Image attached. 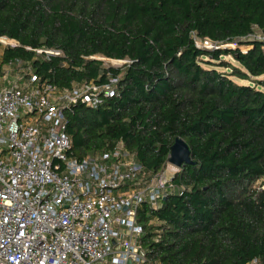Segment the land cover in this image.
<instances>
[{
	"label": "trees",
	"instance_id": "16d2710c",
	"mask_svg": "<svg viewBox=\"0 0 264 264\" xmlns=\"http://www.w3.org/2000/svg\"><path fill=\"white\" fill-rule=\"evenodd\" d=\"M256 28L264 0H0V37L19 43H0L2 63L31 61L61 89L119 77L98 108L66 109L71 157L123 141L158 174L176 138L189 145L193 163L174 175L177 192L138 211L150 264H264V43L248 39ZM197 38L227 45L201 48ZM96 55L127 62L107 67Z\"/></svg>",
	"mask_w": 264,
	"mask_h": 264
},
{
	"label": "built area",
	"instance_id": "2783aa9c",
	"mask_svg": "<svg viewBox=\"0 0 264 264\" xmlns=\"http://www.w3.org/2000/svg\"><path fill=\"white\" fill-rule=\"evenodd\" d=\"M248 39L264 43V30ZM0 43L19 45L8 37ZM196 43L227 45L209 38ZM118 83L110 75L61 89L42 81L31 61L2 63L0 55V264H150L138 211L159 209L177 192L173 177L180 168L167 162L168 171L151 174L123 141L81 160L68 154L66 109L78 102L98 108Z\"/></svg>",
	"mask_w": 264,
	"mask_h": 264
},
{
	"label": "water",
	"instance_id": "95a60500",
	"mask_svg": "<svg viewBox=\"0 0 264 264\" xmlns=\"http://www.w3.org/2000/svg\"><path fill=\"white\" fill-rule=\"evenodd\" d=\"M169 164L181 168L186 164L193 163L191 150L189 145L183 138H176L175 143L171 148L170 156L168 157ZM166 199V198H165Z\"/></svg>",
	"mask_w": 264,
	"mask_h": 264
},
{
	"label": "rangeland",
	"instance_id": "374dc122",
	"mask_svg": "<svg viewBox=\"0 0 264 264\" xmlns=\"http://www.w3.org/2000/svg\"><path fill=\"white\" fill-rule=\"evenodd\" d=\"M203 43V42H202ZM218 48V47H217ZM95 58L101 59L105 66L107 67H121L123 66L127 61L126 60H116L107 58L104 56L96 55ZM207 60H211V58H206ZM224 60L231 61L233 64H237L234 58L230 55L224 56ZM222 70L226 71V68H221ZM228 71V70H227ZM241 84H248L249 82L247 80H237ZM168 171V166H166L162 171L159 172V174H164V171Z\"/></svg>",
	"mask_w": 264,
	"mask_h": 264
}]
</instances>
